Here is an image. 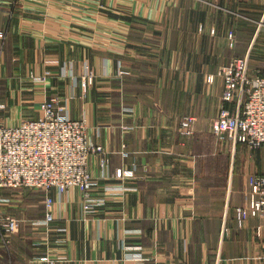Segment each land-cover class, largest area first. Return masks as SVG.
Instances as JSON below:
<instances>
[{
  "label": "crops",
  "instance_id": "crops-1",
  "mask_svg": "<svg viewBox=\"0 0 264 264\" xmlns=\"http://www.w3.org/2000/svg\"><path fill=\"white\" fill-rule=\"evenodd\" d=\"M3 1L0 116L10 124L38 118L41 101L60 96L108 153L105 167L99 155L89 160L99 181L93 195L125 189L94 211L84 210L77 187L52 189L55 218L39 225L45 191L0 188V215L20 221L9 242L0 233V264H264V215L242 214L249 176L264 171V144L253 149L213 130L221 64L248 52L264 63V0ZM115 1L126 16H112ZM98 25L108 30L104 47L95 43ZM232 26L237 43L228 47ZM212 35L222 37L213 49ZM86 68L97 77L84 92ZM46 71L44 83L29 76ZM188 115L192 134L181 126Z\"/></svg>",
  "mask_w": 264,
  "mask_h": 264
},
{
  "label": "built area",
  "instance_id": "built-area-1",
  "mask_svg": "<svg viewBox=\"0 0 264 264\" xmlns=\"http://www.w3.org/2000/svg\"><path fill=\"white\" fill-rule=\"evenodd\" d=\"M1 7L2 0L0 10ZM219 74L224 89L213 124L214 133L220 137L228 135L235 144L260 147L264 144V64L251 73L249 54L236 56L220 67ZM209 78L214 79L212 75ZM47 99L40 104L38 118L9 125L0 116V188L29 187L45 191V217L34 222L39 225H48L55 218L52 189L63 194L73 187L79 188L85 211L105 205L109 195L125 189L104 186L98 196L93 195L99 181L89 169V160L92 155H99L100 164L105 167L109 163L108 153L91 139L85 117L74 118L68 110L64 112L57 97ZM5 108L0 103V110ZM193 119L189 115L182 119L181 126L187 134L194 131ZM125 175L126 171L119 168L116 176ZM249 183L251 201L242 214L244 217L264 215V171L252 173ZM19 222L12 215H0V233L5 242L17 231ZM131 257L143 258L140 252Z\"/></svg>",
  "mask_w": 264,
  "mask_h": 264
},
{
  "label": "rangeland",
  "instance_id": "rangeland-1",
  "mask_svg": "<svg viewBox=\"0 0 264 264\" xmlns=\"http://www.w3.org/2000/svg\"><path fill=\"white\" fill-rule=\"evenodd\" d=\"M3 6H4V1L2 0V7H1V10L3 9ZM121 6H125V5H123L120 1H115V4H114V6H112L111 7V13H113L112 14V16L113 17H118V18H120V17H124V16H126L127 15V11H125L123 8H121ZM0 10V11H1ZM100 12H98V14L99 15H103L104 14V10H99ZM111 13H110V15H111ZM191 14L193 15V17L194 18H196V14L198 15V9H194V12L193 11H191ZM130 16H133V17H137V15L136 14H133V13H130ZM255 17L257 18V20H259V18H260V16L259 15H255ZM242 19H243V17H241ZM139 20V18L136 20V21H138ZM245 20V19H244ZM142 23V25H147L148 27V29H147V31L148 32H150V30L151 29H153V26H152V24H151V22H149V21H142L141 22ZM199 25V24H198ZM197 25V26H198ZM132 28H130V31H128V32H131L132 30H133V26H135V25H130ZM120 27V26H119ZM125 27H127L126 25H125ZM97 28H98V37H97V41L95 42L97 45H100L101 47H104V45H106V43H107V41H108V39L106 40L105 39V37H106V34L108 33L107 31H106V29H107V27H105V26H102V25H98L97 26ZM136 28H137V26H136ZM234 26H232V27H230V29H229V31L227 32V30H226V32H225V39H224V44L225 45H229L230 47H235V45H236V43H237V38H236V33H235V31H234ZM120 29H122V27H120ZM165 30V31H164ZM2 34H0V39H4L6 36H5V31H0ZM167 33V29H163L162 30V32L161 33ZM106 33V34H105ZM196 34H197V32H196ZM244 34L245 35H248V32L247 31H244ZM192 35V38H193V34H191L190 33V35L189 36H191ZM198 35V34H197ZM213 37V39L211 38V40H209V44H210V42H211V48L213 49V46L215 45H218V44H221V42H219V39H222V37L221 38H219V37H215L216 35H212ZM132 37H136V35H134V36H132ZM196 38H197V36H196ZM127 40L129 41V37H127V38H125L124 39V43L126 44L127 43ZM4 41V40H3ZM260 42V39L257 37V39H256V44L257 43H259ZM194 44H196V42H194ZM228 46V47H229ZM120 50H122V49H120ZM247 54H249V56H250V68H251V73H253L254 71H255V69H257V68H259V67H261L264 63H260V62H258L257 60V58L255 57L256 55H253V53H247ZM246 55V54H245ZM236 56H238V55H235V56H233V57H236ZM240 56H243V55H240ZM232 57V58H233ZM209 58H211V57H208V59ZM262 58H264V57H262ZM262 62V61H261ZM122 64H123V59H120L119 61H118V66H119V68L122 66ZM226 64V63H225ZM0 65H1V58H0ZM223 64H221V66H222ZM220 66V67H221ZM50 74V71H46V73L44 74V72L43 73H36V72H30V78H33V80H35V81H39V82H43L44 83V81L46 80V78H47V76ZM219 75V77H221L222 78V76L220 75V74H218ZM96 77H97V73L95 72V70H93V69H89V68H86V70H85V72L81 75V77H79V81H80V84H81V87H82V89H83V91L84 92H86V91H88V89H90V86H92L93 85V83L95 82V80H96ZM52 97H57L58 98V103H59V105H61V106H63L64 108H65V110H64V112L66 111V110H68L69 111V109H68V107H67V105L66 104H63L62 103V99L60 98V96H58V95H49V96H46L43 100H48L47 98H52ZM73 97V95H71L70 97H66V99L67 100H70L71 98ZM56 99V98H55ZM42 100V101H43ZM57 100V99H56ZM41 101V102H42ZM0 103H4V102H1L0 101ZM5 104V103H4ZM70 112V111H69ZM83 117V116H82ZM75 118V117H74ZM78 118H80V117H78ZM86 119V118H85ZM22 120V119H21ZM20 120V121H21ZM19 121V122H20ZM18 122V123H19ZM87 122V121H86ZM7 124H9V125H11L10 123H7ZM87 126H88V124H87ZM89 127V126H88ZM88 130V134L90 133L89 132V128L87 129ZM92 139V138H91ZM93 140V139H92ZM94 141V140H93ZM95 142V141H94ZM99 159V158H98ZM79 189V188H78ZM80 190V189H79ZM81 191V190H80ZM81 193H82V191H81Z\"/></svg>",
  "mask_w": 264,
  "mask_h": 264
}]
</instances>
